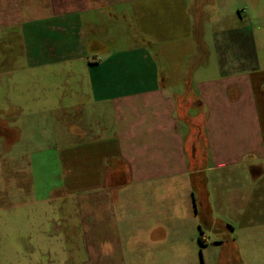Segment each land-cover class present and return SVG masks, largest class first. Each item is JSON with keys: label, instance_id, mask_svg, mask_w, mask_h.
Segmentation results:
<instances>
[{"label": "crops", "instance_id": "crops-1", "mask_svg": "<svg viewBox=\"0 0 264 264\" xmlns=\"http://www.w3.org/2000/svg\"><path fill=\"white\" fill-rule=\"evenodd\" d=\"M225 3L0 0L6 93L73 94L0 105V264H264V22Z\"/></svg>", "mask_w": 264, "mask_h": 264}, {"label": "rangeland", "instance_id": "rangeland-1", "mask_svg": "<svg viewBox=\"0 0 264 264\" xmlns=\"http://www.w3.org/2000/svg\"><path fill=\"white\" fill-rule=\"evenodd\" d=\"M225 4H226V6H229L231 8L238 6L240 9L243 8L242 10L247 11V15H244V17H245V20H248L253 25L254 32H255V38L256 39L262 38V35H259V33H258V29L261 26V24L264 22V0H226ZM258 50L260 53L261 52L260 42H258ZM46 73H47V81L50 83L47 86V88L49 87L50 90L47 89L46 97H50L51 99H48L45 97L43 99H39L36 101H34V100L37 99V97H41V93H40L41 91H39V93L36 92V93L24 95V99H22L21 93L16 94L13 91H11L9 93L10 94L9 95L6 93V81H7V79L5 77L0 78V81H3V84L0 87V89H1L0 105H13L14 104V105H29V107H31V110H30V111H32L31 115L29 114L30 111H27L23 117L19 118L20 114L16 113V119L19 118V120H15V122H17L15 125L26 124L27 122L25 120H28L30 122L28 133H34L35 130H39V132L41 131V128L38 127V129H34L32 126H33V123L36 121H38V123H39V121L41 119L40 118V111L44 107H48L49 105H60V102H58L56 99H53L54 97H57V98L59 97V99L62 98V100H63L62 104L68 105L67 101H69L70 96L73 95L70 91V88L65 87L64 85H62L61 91L56 92V94H55L53 92V84H58L60 81H62V84H64V82L68 81V78H62V79L56 78L54 80L53 78L48 77V74L53 76L51 74V71L47 70ZM214 73H215V71L210 69L208 66V67H205V68L199 70L197 72V76H204L205 77L208 75H212ZM28 79L31 80L30 75H28ZM8 98H12L13 103H9ZM6 100H7V102H6ZM55 102H56V104H55ZM84 102H86V98H84ZM38 112H39V114H36ZM21 119H24V120H21ZM46 119L47 120H45V122L50 125L49 129H51L52 128L51 125H53V121L50 120L48 116L46 117ZM9 121H11V120H9ZM15 128H16V126H15ZM4 134H5V130H4L3 124H1L0 125V135H2V136H0V138L3 139L2 144L5 146L6 144L4 143ZM196 142H198V141H196ZM4 164H6V163H4ZM4 164L1 167L2 168L1 174L7 175L9 173L4 171L6 169ZM16 177L18 179H20L22 176H21V174H17ZM18 239L22 243L25 241L26 237L22 236ZM21 243H19V244H21ZM0 244L2 245V243H0ZM0 258L3 259V261L5 260L4 263L7 261L5 259V257L1 254H0ZM21 258H22V254L19 255V257L17 259V263L21 262ZM14 260H16V259H14Z\"/></svg>", "mask_w": 264, "mask_h": 264}]
</instances>
